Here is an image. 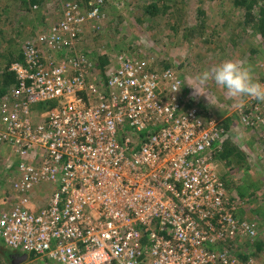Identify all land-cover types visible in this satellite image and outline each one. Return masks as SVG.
Returning <instances> with one entry per match:
<instances>
[{"label":"built area","instance_id":"built-area-1","mask_svg":"<svg viewBox=\"0 0 264 264\" xmlns=\"http://www.w3.org/2000/svg\"><path fill=\"white\" fill-rule=\"evenodd\" d=\"M103 2L61 0L60 19L9 67L0 144L12 149L16 196L0 213L2 243L51 264H243L230 244L257 235L233 217L217 169L226 128L175 68L124 56L95 70L79 37L101 26ZM252 103L241 121L264 125Z\"/></svg>","mask_w":264,"mask_h":264},{"label":"rangeland","instance_id":"rangeland-1","mask_svg":"<svg viewBox=\"0 0 264 264\" xmlns=\"http://www.w3.org/2000/svg\"><path fill=\"white\" fill-rule=\"evenodd\" d=\"M80 1L84 3L83 0ZM147 1H104L103 23L98 29H93L90 27L92 23L88 22L80 34L79 46L94 62L98 72L101 71L97 66V56L102 54L108 56L103 72L124 56L146 61L147 65L159 69L165 68L163 64L168 63V67L175 68L182 77L183 89L193 97L196 105L202 110L208 107L212 114L210 116H214L221 124L229 118L228 126H224L227 134L225 138L229 136L231 141L240 146L244 159L236 162L232 156L228 161L216 156V165L223 181H229L232 186L230 193L237 198L233 217L238 224L245 222L253 226L257 235L251 240L239 232L230 248L238 254L243 264H251L249 258L253 259L254 264H264V136L259 125L249 127L241 121L239 114L241 109H249L253 102V108L256 107L257 112L252 113V119H264V102L252 97H231L211 78L205 83H200L198 79L203 72L211 71L221 62L234 60L250 66L253 79L264 84V44L260 35L250 24H245L243 10L235 8L231 0H183L184 5L181 11L178 10L183 22H179L177 31L171 27L177 15L172 9L155 17H140L141 6ZM19 2L20 0L3 2L10 4L9 9L4 12L7 19L3 22V29L8 35L10 33V37H17L18 43L14 49H20L27 38L37 36L49 23L57 21L61 16V0H41L39 4H33L32 11L28 13H24ZM41 17L44 19L40 23ZM201 20L204 21L202 33L191 31V36H187V28ZM37 24L40 25L36 28ZM18 30L21 33L16 35ZM9 49L8 43L0 39V53L6 54ZM1 59L2 57L0 61ZM3 62L5 59L0 63ZM1 71L0 66V73ZM192 86L204 94H197ZM241 100L243 108L237 106ZM7 147L2 151L0 149V213L14 203L16 196L11 187L14 172L9 166L12 149L9 145ZM239 186L245 190L246 195L243 197L238 194V191L242 192ZM257 240L262 243L259 251L255 245ZM226 242L222 246H226ZM0 243L4 245L1 239ZM42 262L38 257L32 256L19 264H44ZM0 264H8L3 254Z\"/></svg>","mask_w":264,"mask_h":264},{"label":"trees","instance_id":"trees-1","mask_svg":"<svg viewBox=\"0 0 264 264\" xmlns=\"http://www.w3.org/2000/svg\"><path fill=\"white\" fill-rule=\"evenodd\" d=\"M4 1L6 0H0V39H2L3 41H6L8 43V48L10 49L6 52V54L0 53V58L2 57L1 61L5 59V62L0 63V66L2 69L0 73V98L6 93L9 87L15 81L13 72L10 71L9 69L11 63L16 60L22 59V54H21L22 44L20 45V49L19 48L14 49V46L16 45V43H18L17 37L16 36L10 37V33L8 35V33L5 32V29H3V25H4L3 22L6 21L7 19V17L4 16L5 15L4 12L8 10L10 6L9 3H7L8 5L6 3H3ZM7 1L10 2V0H7ZM40 1L41 0H20L19 4L22 5L21 9H23L24 13H28L32 11L31 6L36 3L39 4ZM83 1H84L83 4H86L89 0H83ZM104 1H107V0H104ZM182 1L183 0H148L146 3H143L141 6L140 17H144L146 15H151L152 17H155V15L157 14H162L172 9L173 13L175 11L177 12V15H176L175 21L173 22V24H171V27L173 28V30L177 31L178 26L180 25L179 22L181 23L183 22V20L181 19V15H178L179 11H181V7L184 5ZM263 1L264 0H231L235 8H240L243 10L245 24L251 25L253 30L260 35L261 41L264 44V4H263ZM102 9L104 10V4H103ZM43 19H44L43 17L40 18V23L43 22ZM203 23L204 21L201 20L200 23L197 22L193 27H188L187 36H191V31L196 32V33L198 32V34L202 33L201 32L202 28H204ZM39 25L40 24H37L36 28ZM17 32L18 33H16V35H19L21 33L20 30H18ZM254 51L255 50L253 49L252 52ZM107 57L108 56H106L105 54L97 56L98 58L97 66H98V69L102 73L104 70V66L107 64ZM168 66H170V64L168 63L163 64V67L165 68ZM48 104H50V102L47 103V105ZM228 120L229 118L225 119L222 125L227 127ZM259 127H260V131H262L263 133L262 136H264L263 126L259 125ZM217 156L224 160L227 159V161H228V158L231 156L234 157L236 162H241L244 159V154L242 153L240 146H237L235 142L231 141L229 136L227 138H224L220 142L219 152ZM228 182L229 181L224 180V183L227 186V188L229 187L228 191H230V188H232V186L229 185ZM239 188L240 190H242L241 193L238 191L239 196H242V197L245 196L246 195L245 190L242 189V186H239ZM231 197L234 198L235 201H237L236 195L235 196L232 195ZM143 242H145V236L143 237ZM260 242H261L260 240H257L255 244L256 250L258 251L262 248L261 246L262 243ZM10 252L11 251L7 247H5L4 245L0 243V260L3 254V256H5L7 259V263L12 264V259L9 256Z\"/></svg>","mask_w":264,"mask_h":264},{"label":"clouds","instance_id":"clouds-1","mask_svg":"<svg viewBox=\"0 0 264 264\" xmlns=\"http://www.w3.org/2000/svg\"><path fill=\"white\" fill-rule=\"evenodd\" d=\"M209 78L216 85L224 88L231 97H252L264 102V84L253 79L250 66L234 60H225L211 69V71H205L198 77L200 83H205ZM193 88L197 94H204L197 87ZM237 106L243 108V100Z\"/></svg>","mask_w":264,"mask_h":264},{"label":"crops","instance_id":"crops-1","mask_svg":"<svg viewBox=\"0 0 264 264\" xmlns=\"http://www.w3.org/2000/svg\"><path fill=\"white\" fill-rule=\"evenodd\" d=\"M204 111L207 113V114H211V111H210V109L207 107V108H205L204 109ZM212 115V114H211ZM5 147H7V145H4V144H0V149H1V151H2V149H4ZM8 148V147H7ZM7 151H9V149L7 150ZM2 167L3 168H5V166H3L2 165ZM51 189V187H48L47 185H40L38 188H37V190H38V194L40 195V197H42L41 195H43L44 197H47L48 196V194H49V192L51 191L50 190ZM6 196H7V194H6ZM8 196H10V194H8ZM13 199H14V197H13ZM12 199V200H13ZM12 200H11V202H12ZM13 204V203H12ZM11 252H10V257H11V259H12V264H19L21 261H24L25 259H29L30 257H32V256H34V255H32V254H28V253H25V252H21V251H18V250H11V249H9ZM23 254H25L26 256H25V258H21L22 257V255ZM35 257H38L39 258V261H43L44 262V264L45 263H47V264H51V262L46 258V257H41V256H35ZM42 262V263H43Z\"/></svg>","mask_w":264,"mask_h":264},{"label":"water","instance_id":"water-1","mask_svg":"<svg viewBox=\"0 0 264 264\" xmlns=\"http://www.w3.org/2000/svg\"><path fill=\"white\" fill-rule=\"evenodd\" d=\"M25 256H26V255H25V254H23L21 258H25Z\"/></svg>","mask_w":264,"mask_h":264}]
</instances>
